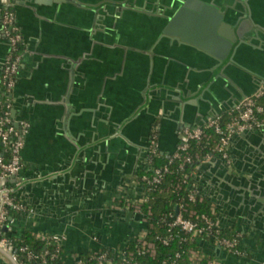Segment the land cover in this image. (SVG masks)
I'll use <instances>...</instances> for the list:
<instances>
[{
    "label": "crops",
    "instance_id": "obj_1",
    "mask_svg": "<svg viewBox=\"0 0 264 264\" xmlns=\"http://www.w3.org/2000/svg\"><path fill=\"white\" fill-rule=\"evenodd\" d=\"M26 1L30 5L15 0L20 6L17 23L23 32L24 50L12 100L13 109H18L15 119L30 123V137L19 180L10 187L36 212L15 219L11 230L19 234L25 229L36 235L63 234L61 264H83L82 254L101 247L120 252L146 229L142 219L134 224V212L127 214L130 210L125 209L121 199L142 193L135 177L148 167L144 145L149 143L150 119L144 117L132 125L127 131L130 141L113 143L117 150L95 149L104 142L103 135H120L117 123L132 119L131 110L142 100L141 91L157 89L152 101L156 111L166 103L161 131L157 119L150 135L157 132L162 151H167L178 142V125L183 118V112L177 111L178 99L169 93L174 87L202 85L215 76L202 106L190 107L191 119H197L203 111L226 114L243 93L255 94L260 87L255 75L237 65H221L206 75L216 66V55L225 50L240 0H160L159 5L147 0L146 6H159L164 11L162 16L169 15L170 19L156 21L160 31L146 20L142 32L130 34L142 48L104 42L107 36L101 33L105 30L102 26L116 29L118 7L113 15L104 11L94 16L90 32L87 26L92 15L86 9L62 6L54 0ZM250 2L256 20L264 24V0ZM165 7H175V21L171 19L173 8L167 10V15ZM174 24L172 35L166 34L165 30ZM246 39L247 46L238 60L264 73V38L246 34ZM7 50L0 16V62L7 59ZM76 60L80 68L72 64ZM133 141L139 145L128 147ZM3 152L0 141V154ZM74 156L76 162L62 171ZM230 157V163L218 158L199 165L193 180L221 224L242 236L245 255H231L208 243H203L204 251L215 264H264V203L253 205L252 198L241 195L247 198L243 205L229 189L221 188L222 183L229 185L233 174L250 177L255 167L264 175V136L258 131L236 135ZM50 171L59 177L49 180ZM232 202L240 206L230 209L234 208ZM0 264L15 263L0 249Z\"/></svg>",
    "mask_w": 264,
    "mask_h": 264
},
{
    "label": "built area",
    "instance_id": "obj_2",
    "mask_svg": "<svg viewBox=\"0 0 264 264\" xmlns=\"http://www.w3.org/2000/svg\"><path fill=\"white\" fill-rule=\"evenodd\" d=\"M2 31L10 42V52L2 69V97L0 100V141L4 146V152L0 154V180L18 175L23 169L22 149L25 144V136L29 131L30 123L27 120L17 121L12 115L13 100L12 92L17 83L23 59L24 40L23 34L17 23L15 12L10 9H0ZM248 131L264 132V84L253 95L244 98L234 109L226 114L215 115L209 118L203 125L188 126L181 131L182 139L174 154H162L159 149L158 133L151 136L149 157L147 159L149 173L136 175L135 182L141 187L142 193L136 196H125L121 203L125 209L139 213L142 221L148 223V227L134 239L139 243L137 252L139 255L155 256L157 246L154 241L147 239L148 230L153 223L149 219L153 214L151 201L155 199L153 191H164L159 186L164 184L166 178L174 172L180 177L172 187L180 195L176 204L175 212L164 214L163 221L168 228V236H157L158 241L168 245L170 241L177 240L180 243H196L198 247H190L187 250L177 252L176 255L164 261V264H215L209 261L204 251V244L218 246L231 255L244 256L242 247V236L239 233L234 235L226 234L225 228L219 219L207 213L199 212L194 205L202 203L207 198L194 184V170L186 172L188 166L198 167L199 165L211 162L215 159H223L231 162L230 145L236 135ZM195 146L196 151H193ZM205 150V151H204ZM203 151V152H202ZM166 157L163 164H153L152 159L159 155ZM147 206V211L144 207ZM10 211L21 214H35L33 207L27 206L20 201L14 188L5 186L0 188V249L10 254L17 264H48L49 259H62L65 236L56 233H43L37 235L46 243L44 252H36L29 246H22L20 250L26 253L27 260H18V254L13 249L12 240L4 233V226L11 230L14 219L10 217ZM214 213V209L212 208ZM215 214V213H214ZM55 247L56 252L51 248ZM96 260L93 264H112L113 261L108 253L100 248L90 251ZM125 261L134 260V253L128 254L125 251L119 252ZM130 258V260H129ZM83 264H89L82 261Z\"/></svg>",
    "mask_w": 264,
    "mask_h": 264
},
{
    "label": "water",
    "instance_id": "obj_3",
    "mask_svg": "<svg viewBox=\"0 0 264 264\" xmlns=\"http://www.w3.org/2000/svg\"><path fill=\"white\" fill-rule=\"evenodd\" d=\"M22 4L30 5L27 1L21 0ZM43 1V0H40ZM47 2H51L52 0H44ZM58 4H63L66 6H72L75 8H82L86 9L91 15H92V21L90 20V25L87 28L89 31H93V18L94 16L104 13V11H108L110 15H113V11L116 10L118 7V10L116 12V15L119 17L118 24L116 29L113 28H104L102 26L104 32L103 35H106L103 40L104 42L108 44L112 43H117L119 45L124 46H134V47H140L142 48V45L138 43L136 38L131 40L130 34H134L135 32H142L143 29L145 28V21L149 20L152 25H154V28L156 27L157 30L160 31V24L157 23L156 21H160L162 18V13L164 12L161 8L158 7H151V6H146L145 2L147 0H54ZM157 1L158 5L161 4L159 1L160 0H155ZM251 0H240L238 1V5H236L237 8V13L234 15L231 21V27H230V34L226 36L225 40V50L221 54H217V62L216 66H212L208 71H206V75H211L210 72L212 73L214 70H216L218 67L221 65L225 66L226 65H237L241 67L244 71L255 75L257 78L258 86L261 87L264 84V73L256 72L254 69L251 67L244 65L241 63L239 59L240 51L243 50L246 46V34H256L260 37L264 38V24L258 22L256 20L252 5H251ZM0 8H6L10 9L13 12H15L16 17L19 14L20 6L18 3L15 2V0H0ZM62 8V7H61ZM120 8V9H119ZM173 8V9H172ZM165 13L168 15V9H172L171 16L174 21L176 20V9L175 7H165ZM168 17L165 15L166 20H168ZM18 19V18H17ZM170 19V18H169ZM155 21V22H154ZM18 22V21H17ZM157 23V24H155ZM156 25V26H155ZM19 26V25H18ZM175 27V24L171 26V28H167L165 30V33L168 35H172L174 32L172 28ZM2 29V25H1ZM21 30V29H20ZM22 32V30H21ZM158 32V31H156ZM100 33V32H98ZM23 34V32H22ZM95 39H97L96 35L93 36ZM102 40V41H103ZM134 40H137L136 43ZM7 44H8V50H7V55L10 52V42L7 39ZM154 51V50H153ZM77 61V60H76ZM73 61L72 64L78 68V62L79 61ZM6 63V58L0 62V73L2 72V69ZM75 72V71H73ZM252 75V76H253ZM215 79V76L210 78L202 85H197V86H192V85H179L177 87H174L175 90L169 92L171 95L176 97L178 100V112H183V118L181 121V124L178 125V142L175 145L174 148L169 149L167 151H162V145L161 141L162 139L159 138V149L161 150L162 154L167 153V155H172L176 152L177 147L182 139V134L181 131L183 128L188 127V126H197V125H203L209 118L215 116V115H220L221 113L216 112V111H209L201 113L197 119H191L189 118L190 114V107H196V106H202V99L205 97L206 92H208V89L211 87L213 84V81ZM1 81V78H0ZM160 92V90H158ZM164 92V90L162 91ZM157 93V89L155 87L150 88L148 92L141 91V96L142 100L140 101V104L136 106V108L131 110V120H126L125 122L122 121L120 123H117L119 125V133L117 137L115 136H105L103 135V140L104 142L101 143L96 149L97 150H102L106 147V149H116L113 148L112 146L114 145L113 143L123 142L127 143V140L130 141V138L127 134V131L130 129V127L137 122L141 121L144 119V117H148L150 119V125H149V131L147 133V139L150 136L151 130L153 128V124L157 122V119H159V122L157 123V126L159 130L161 131V126L164 122V118L167 115V109H166V103L163 102L161 103V108L156 111L154 109V106L152 104L153 101V95ZM253 95V93H243L242 96L235 101L231 107L229 108L230 110L234 109L244 98L249 97ZM66 104L69 105V101H66ZM18 113V109L14 108L12 110V115L16 118ZM30 131V130H29ZM262 136H264V132L258 131ZM244 134L243 136H245ZM97 137V135H95ZM105 136V137H104ZM29 132L25 136V145L23 148V151L21 153V156L23 157V152L24 149L26 148L29 140ZM74 139H77L74 135L72 136ZM138 146L139 144L131 142V144H127L128 147L132 148ZM142 145V144H141ZM75 147H77L75 145ZM144 147L147 148L146 151V158H148L149 154V149L150 145L149 143L144 145ZM128 148V149H130ZM117 150V149H116ZM131 150V149H130ZM77 160L76 156L70 157L69 158V165L66 163V165L63 167L62 171L64 170H69L70 166L73 163H75ZM234 167L237 168V166L234 164ZM74 171V168L71 169L70 174ZM21 173V172H20ZM12 176L10 178H4L0 180V188L5 187V186H10L11 183L17 182L19 180V175ZM54 173L57 172H48L47 174L51 175V179L53 180L54 178L57 179L59 177L58 175H54ZM237 173L240 174V172L237 170ZM251 176L250 177H239L238 175H231V178L228 180L229 185L226 186L224 183L221 184V188H226L229 189L230 195H232L233 198H237L238 201H241V204L246 205L247 204V198L250 197L252 198V204L254 205L257 201L263 202L264 203V175L260 173L259 168H253V170L250 172ZM45 176V175H41ZM241 195L246 196L247 198H241ZM232 205L234 208L230 209H237L240 205L235 202H232ZM127 214H133V212H127ZM142 219L141 214L139 213H134V224L136 223L135 221H139ZM144 228L148 227V223L144 222L142 224ZM4 231H8V226H4L3 228ZM11 257V256H10ZM17 264L16 262H14Z\"/></svg>",
    "mask_w": 264,
    "mask_h": 264
},
{
    "label": "trees",
    "instance_id": "obj_4",
    "mask_svg": "<svg viewBox=\"0 0 264 264\" xmlns=\"http://www.w3.org/2000/svg\"><path fill=\"white\" fill-rule=\"evenodd\" d=\"M193 151H196L195 146H193ZM205 151V150H204ZM203 152V151H202ZM166 157L164 155H159L158 157H155L152 159L153 164H163L166 162ZM196 167L194 166H188L186 168V172H190L194 170ZM148 167H144L141 169L137 174L142 175L144 173H149ZM180 174L179 173H173L172 175H169L164 184L160 185L159 187L164 188L163 192L159 191H153V196L155 199L151 201L153 214L151 215L149 221L150 223H153V226H151L148 230L147 239L150 241H154L157 246V254L155 256L150 255H139L137 252V249L139 247V243L137 240L132 239L130 240L126 247L123 249L126 254L133 252L134 253V260L131 259L130 262L125 261L120 255L119 252L114 251L112 248L109 247H101L100 249L106 251L109 255V257L112 259V264H164V261H168L172 259L177 252L185 251L190 247H198L196 243H180L177 240H172L168 245H164L160 241H158L157 236H168V228L165 225V222L163 221L164 214L167 212H175L176 204L179 201L180 195L185 194V190L178 192L174 187H172V184H174L177 180H179ZM194 207L199 211L203 213H207L209 215L215 216V214L212 211V205L210 202L206 199L202 203H197L194 205ZM147 206L144 207V211H147ZM22 214L10 211V217L12 219H18L20 218ZM4 233L12 240L13 249L18 254V260L20 263L22 261L27 260L26 253L22 252L20 248L22 246H29L30 249L35 250L36 252H44L46 249V243L40 239L31 229H25L20 234L17 232H14L13 230L10 231H4ZM226 234L234 235L236 234V231L233 229H228ZM51 248L52 252H56L55 247H49ZM92 257V253L88 252L86 254L81 255V259L84 262H87L89 264H93L96 262V260L90 259ZM130 260V258H129ZM61 259H53L48 261V264H61ZM182 264H185V262H182Z\"/></svg>",
    "mask_w": 264,
    "mask_h": 264
},
{
    "label": "flooded vegetation",
    "instance_id": "obj_5",
    "mask_svg": "<svg viewBox=\"0 0 264 264\" xmlns=\"http://www.w3.org/2000/svg\"><path fill=\"white\" fill-rule=\"evenodd\" d=\"M151 136H152V135H150V137H149V145H150V141H151ZM148 157H149V154H148Z\"/></svg>",
    "mask_w": 264,
    "mask_h": 264
}]
</instances>
